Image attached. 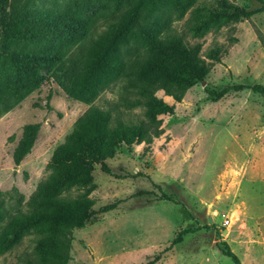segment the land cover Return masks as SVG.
<instances>
[{"label": "rangeland", "instance_id": "rangeland-1", "mask_svg": "<svg viewBox=\"0 0 264 264\" xmlns=\"http://www.w3.org/2000/svg\"><path fill=\"white\" fill-rule=\"evenodd\" d=\"M214 2L196 0V5ZM232 2L245 10L261 7L255 0ZM30 11L89 19L102 9L83 12L68 0H32ZM187 16L172 18L173 30L188 45L199 43L202 57L212 48L225 54L210 64L204 83L188 89L179 103L155 93L174 111L160 117L161 134L149 145L120 147L106 160L109 174L95 167V189L89 195L93 216L72 231L68 264H144L156 256L155 264H232L216 247L223 242L240 264H264V99L245 89L211 102L204 91L236 84L264 87V10L200 39L185 34ZM96 24L101 29L104 21ZM40 73L41 85L17 104L9 99L3 111L0 102V192L9 215L27 211L28 197L48 175L52 151L76 118L89 107L107 110L117 99L114 84L90 104L73 101L46 68ZM119 110L124 120L141 118L139 108ZM26 124L39 129L29 154L14 166L12 153ZM106 205L113 207L101 213ZM181 231L186 232L181 242L171 246ZM33 239L25 236L0 256V264H20L31 253Z\"/></svg>", "mask_w": 264, "mask_h": 264}, {"label": "trees", "instance_id": "trees-1", "mask_svg": "<svg viewBox=\"0 0 264 264\" xmlns=\"http://www.w3.org/2000/svg\"><path fill=\"white\" fill-rule=\"evenodd\" d=\"M245 10L232 0H215L214 6L196 5V0H68L83 12L102 9L85 19L64 12H32V0H0V102L3 111L17 104L42 83L41 70L67 98L90 104L112 85L117 99L107 110L89 107L74 121L71 130L51 153L48 175L26 202V212L9 215L0 192V256L33 236L31 253L20 264H68L72 231L81 229L93 216L95 189L92 173L109 174L106 160L122 146L149 145L161 134V116L172 115L185 92L204 81L211 63H219L225 50L212 48L204 57L201 45H188L170 26L188 13L183 29L190 39H200L211 30L249 19L264 10ZM108 11V13H104ZM104 24L97 28V21ZM207 59L209 62H206ZM249 90L264 99V87L228 85L208 90L207 100L216 102L229 92ZM139 108L141 118L124 120L119 108ZM38 124L22 127V137L12 153L18 166L29 154ZM74 191L75 195L69 193ZM161 199L168 200L164 196ZM112 205L100 208L101 213ZM211 226V225H210ZM209 226V227H210ZM186 232H179L171 246ZM218 251L232 262L239 259L226 243ZM170 248V246H169ZM156 256L144 264H155Z\"/></svg>", "mask_w": 264, "mask_h": 264}, {"label": "water", "instance_id": "water-1", "mask_svg": "<svg viewBox=\"0 0 264 264\" xmlns=\"http://www.w3.org/2000/svg\"><path fill=\"white\" fill-rule=\"evenodd\" d=\"M204 82L202 81L201 84H203ZM210 219L208 218V223H210ZM222 234L224 235L225 234V231L222 232Z\"/></svg>", "mask_w": 264, "mask_h": 264}, {"label": "built area", "instance_id": "built-area-1", "mask_svg": "<svg viewBox=\"0 0 264 264\" xmlns=\"http://www.w3.org/2000/svg\"><path fill=\"white\" fill-rule=\"evenodd\" d=\"M225 224H227V222H224Z\"/></svg>", "mask_w": 264, "mask_h": 264}]
</instances>
